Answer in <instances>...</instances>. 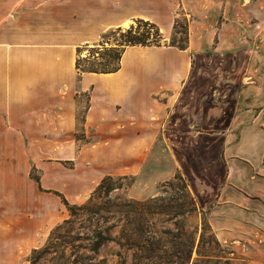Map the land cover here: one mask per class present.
Here are the masks:
<instances>
[{
	"label": "crops",
	"instance_id": "1",
	"mask_svg": "<svg viewBox=\"0 0 264 264\" xmlns=\"http://www.w3.org/2000/svg\"><path fill=\"white\" fill-rule=\"evenodd\" d=\"M181 11L186 50L78 73V49L137 20L167 39ZM178 172L218 243L264 264V0H0V264H30L106 177L153 194Z\"/></svg>",
	"mask_w": 264,
	"mask_h": 264
},
{
	"label": "rangeland",
	"instance_id": "2",
	"mask_svg": "<svg viewBox=\"0 0 264 264\" xmlns=\"http://www.w3.org/2000/svg\"><path fill=\"white\" fill-rule=\"evenodd\" d=\"M179 14V27L164 39L167 44L187 41L189 18L185 12ZM110 33L108 40L83 48L81 57L92 49H119V35L114 38ZM83 114L84 106L79 119ZM175 176L156 185L153 194L148 187L138 186L134 177H112L106 186L114 189L97 191L85 203L72 207L68 220L58 224L45 244L31 254L30 264H185L191 239L195 246L188 264H248L247 257L218 243L206 212L198 208L192 216L181 215V205L189 204L193 196L183 180L174 182ZM146 240L143 246L138 244Z\"/></svg>",
	"mask_w": 264,
	"mask_h": 264
},
{
	"label": "trees",
	"instance_id": "3",
	"mask_svg": "<svg viewBox=\"0 0 264 264\" xmlns=\"http://www.w3.org/2000/svg\"><path fill=\"white\" fill-rule=\"evenodd\" d=\"M136 26H131L129 29L124 30L123 28H118L116 30H111V35L118 39L116 40L117 46L119 49H104V51H100L99 49H92L91 52L88 54L87 57H81V50L83 48L78 49L77 52V60H76V69L79 74L81 73H115L120 70L121 60L123 54L128 47H162V46H171L176 47L180 50H186L188 48V23H187V41L184 44L172 42L167 44L164 42V37L155 24L144 21V20H137L135 21ZM179 27L178 19L175 22L174 31L177 32ZM110 32V31H109ZM108 32L103 35L102 40H108ZM98 56V57H97ZM99 58V59H98ZM81 122H84V116L80 119ZM180 173H176L174 178L175 181L183 180V178L179 175ZM112 180V177H106L101 185L97 188V191L102 189H106L107 193H110L114 187L111 185H107V182ZM185 187H188V184L185 183L183 180ZM170 185H173L171 183ZM65 205L67 206L70 213L73 212L72 207L66 201H64ZM191 206V207H190ZM182 211L181 215L183 216H192L198 210V207L195 203V199H191L189 204L181 205L180 207ZM184 237L188 238L187 233H183ZM148 241H140L138 242L139 245L143 246ZM195 246V242H189L187 245V252L185 257V264H188L192 259L193 249Z\"/></svg>",
	"mask_w": 264,
	"mask_h": 264
}]
</instances>
